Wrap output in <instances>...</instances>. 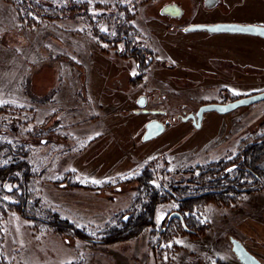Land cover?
<instances>
[{
	"label": "rangeland",
	"instance_id": "1",
	"mask_svg": "<svg viewBox=\"0 0 264 264\" xmlns=\"http://www.w3.org/2000/svg\"><path fill=\"white\" fill-rule=\"evenodd\" d=\"M19 1L0 0V105H6L0 143L31 151L33 196L71 222L104 228L114 215L130 214L136 178L145 168L152 167L157 184L164 162L167 175L188 181L262 133L264 100L224 114L206 112L200 126L183 119L202 104L232 100L226 88L237 96L264 90V70L201 66L197 34L161 16L162 0H35V7L49 9L84 2L78 18L67 10L59 17L36 14ZM179 1L188 15L195 0ZM127 15L153 50L143 76L131 49L107 33ZM251 54L264 59V50ZM141 95L149 112L137 103ZM152 119L166 123V130L143 140ZM70 174L91 188L67 185ZM2 188L5 199L17 201L11 183ZM177 208L174 199L159 204L157 229L167 227ZM193 213L206 223L196 234L173 225L162 237L148 229L131 239L90 244L7 207L0 210V264H242L231 236L264 263V185L229 205L201 202Z\"/></svg>",
	"mask_w": 264,
	"mask_h": 264
},
{
	"label": "trees",
	"instance_id": "2",
	"mask_svg": "<svg viewBox=\"0 0 264 264\" xmlns=\"http://www.w3.org/2000/svg\"><path fill=\"white\" fill-rule=\"evenodd\" d=\"M26 9L33 10L36 14L49 15L52 17L64 16L60 12L69 11L73 18H78L79 11L84 2L74 1L71 7L64 5L63 8L35 7V0H20ZM42 5V4H41ZM50 10V11H48ZM77 10V11H76ZM51 13H48V12ZM62 14V13H61ZM87 14V12H86ZM89 17L87 14L86 17ZM23 18V15H20ZM130 16L124 17V21H117L112 31H107L113 36L116 35L125 46L131 49L130 55H140L141 50L135 47L130 31L135 32L132 23H128ZM120 22V23H119ZM96 28V27H95ZM100 29L96 28L98 33ZM110 34V35H111ZM133 40V41H132ZM139 60V59H138ZM151 62L141 60L138 68L141 75L147 71ZM140 76L138 79L142 78ZM233 96V97H232ZM239 96L231 95V99ZM6 105H0V110H5ZM31 151L25 146H14L9 143H0V210L14 208L24 217L35 224L57 232L61 235H69L87 241L90 244L112 243L121 240L131 239L141 235L148 229L152 232L165 236L169 228L176 225L184 232L196 234L205 228L206 223L201 221L193 211L198 204L204 201H214L229 205L246 192L257 190L264 185V129L253 140L245 142L231 159H219L212 161L200 172L188 181H179L167 175L163 166L157 167L159 183H156L152 167L145 168L142 175L136 179L138 187L135 190L130 214H116L112 217L113 222L104 228H87L79 226L59 212L41 203L39 197L33 196L31 183L37 175L34 164L31 162ZM74 174L67 176V185L75 188H91V184H82L73 179ZM11 183V193L17 196V201H9L3 197V185ZM174 199L177 201L176 211L182 217L174 216L165 223L167 227L157 229L156 214L161 202ZM71 264V263H70Z\"/></svg>",
	"mask_w": 264,
	"mask_h": 264
},
{
	"label": "flooded vegetation",
	"instance_id": "3",
	"mask_svg": "<svg viewBox=\"0 0 264 264\" xmlns=\"http://www.w3.org/2000/svg\"><path fill=\"white\" fill-rule=\"evenodd\" d=\"M151 2L153 3L154 0L148 1V3ZM146 10L147 8L143 13L148 14ZM186 12L185 5L179 0H162L159 8L161 16H165L174 23L185 24L177 30L197 34L196 38L200 44L197 59L201 66L207 65L219 69L225 64L231 66V64L237 63L240 66L264 70V59L256 54H251V51L254 52V50H264L263 35L230 30L214 32L207 29L186 30L193 24H241L264 27V0H195L194 8L188 11V15ZM139 35L140 31L135 25V47L141 50L140 55H135L137 66L141 64L142 59L145 62H151L153 59V50L145 44V38L139 37ZM242 45L247 49L242 50L243 52L236 51V46L242 47ZM244 52L250 54L245 56ZM226 89L225 93L231 99L230 95L233 94L229 88Z\"/></svg>",
	"mask_w": 264,
	"mask_h": 264
},
{
	"label": "water",
	"instance_id": "4",
	"mask_svg": "<svg viewBox=\"0 0 264 264\" xmlns=\"http://www.w3.org/2000/svg\"><path fill=\"white\" fill-rule=\"evenodd\" d=\"M207 29L211 32L218 30H230L234 32H247L255 33L264 36V27L256 25H241V24H193L187 27V31ZM264 100V90L252 93L249 95L241 96L235 99H232L228 102H209L202 104L196 111V113H189L186 117H183L184 120L192 119V122L196 126H200L204 114L206 112L215 111L221 114L231 112L241 106L250 105L252 103ZM138 105L141 107L143 112H149L145 107L147 104V97L141 95L137 100ZM152 113H158L159 110H151ZM166 124L159 119H152L148 121L145 125V135L143 140H149L154 137L159 136L166 130ZM174 216H181V213L178 211H173L170 214V218ZM232 250L242 264H264L261 259L249 250L242 240L235 236L230 237Z\"/></svg>",
	"mask_w": 264,
	"mask_h": 264
},
{
	"label": "built area",
	"instance_id": "5",
	"mask_svg": "<svg viewBox=\"0 0 264 264\" xmlns=\"http://www.w3.org/2000/svg\"><path fill=\"white\" fill-rule=\"evenodd\" d=\"M196 264H198V263H196Z\"/></svg>",
	"mask_w": 264,
	"mask_h": 264
},
{
	"label": "snow or ice",
	"instance_id": "6",
	"mask_svg": "<svg viewBox=\"0 0 264 264\" xmlns=\"http://www.w3.org/2000/svg\"><path fill=\"white\" fill-rule=\"evenodd\" d=\"M95 182V181H94Z\"/></svg>",
	"mask_w": 264,
	"mask_h": 264
}]
</instances>
